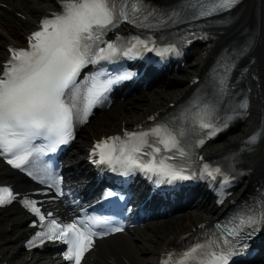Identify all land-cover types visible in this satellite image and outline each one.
<instances>
[{
    "label": "bare ground",
    "instance_id": "6f19581e",
    "mask_svg": "<svg viewBox=\"0 0 264 264\" xmlns=\"http://www.w3.org/2000/svg\"><path fill=\"white\" fill-rule=\"evenodd\" d=\"M0 2L9 3L10 7L25 13L27 20L15 17L7 9L0 6V62L5 55L4 45L9 43H20L23 41V33H27L33 26L35 17L45 10L55 8V0H0ZM252 9H246L241 17V22L236 26L228 29L230 35L235 30H240L243 22H247ZM226 37V36H225ZM258 64L262 67L264 73V38L260 48ZM204 55H199L195 60L199 64L204 61ZM198 64L190 62V68L197 70ZM194 75V74H192ZM163 83V81H160ZM184 81H180L182 90L170 92L171 100L182 98V91H185L187 85L183 86ZM164 84V83H163ZM167 89L164 85L158 89L146 90L141 94L129 95L124 100L118 98L115 105L109 111L99 114L97 117L82 129L79 134L74 149L70 151V161L74 166L70 169L86 171V162L83 157L82 144L88 142V134H98L110 128H116L117 122L125 123L142 120L147 114L156 108L164 107L167 98ZM145 98V103L140 100ZM143 101V100H142ZM156 107V108H155ZM0 171L8 172L18 176L12 170L8 169L0 162ZM217 215V211L211 208L208 202L200 205L191 204L188 209L175 213L169 217L154 219L144 222L142 225L134 227L114 236H110L99 241L92 250V255L86 264H157L160 251L164 246L174 241L181 233L195 226L198 222L212 218ZM25 215L21 214L18 209L10 208L0 212V246L3 256L14 263L19 260L24 261V257L29 256L23 252L22 241L24 238ZM50 257V259L47 258ZM36 261H35V260ZM57 264L58 257L55 253L32 257L31 262L24 264ZM257 264H264L257 263Z\"/></svg>",
    "mask_w": 264,
    "mask_h": 264
},
{
    "label": "rangeland",
    "instance_id": "374dc122",
    "mask_svg": "<svg viewBox=\"0 0 264 264\" xmlns=\"http://www.w3.org/2000/svg\"><path fill=\"white\" fill-rule=\"evenodd\" d=\"M191 71H192L191 68L187 64V66L183 69V72L179 73L178 75H176V77H182L183 80L186 81L188 79L189 75L192 74ZM173 78H175V77L172 76L169 79L172 80ZM180 81H177V80L174 79L173 82L170 83V84L165 83L164 88L167 89V93H166L167 94V98H166V100L164 102L165 104L171 99V96L169 94L170 92H176V91H181L182 90L181 85H180ZM183 86H184V84H183ZM159 87H155V88L158 89ZM141 102L145 103V100H143ZM118 128H119V121L117 123V128L116 129H118ZM237 135H239V134H237ZM210 206L212 207L211 203H210Z\"/></svg>",
    "mask_w": 264,
    "mask_h": 264
}]
</instances>
